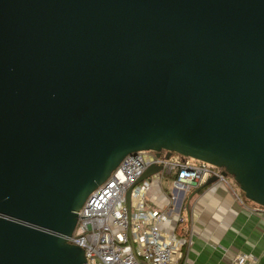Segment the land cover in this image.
<instances>
[{"label":"water","instance_id":"1","mask_svg":"<svg viewBox=\"0 0 264 264\" xmlns=\"http://www.w3.org/2000/svg\"><path fill=\"white\" fill-rule=\"evenodd\" d=\"M139 150L264 207V0H0V264H85L77 212Z\"/></svg>","mask_w":264,"mask_h":264},{"label":"built area","instance_id":"2","mask_svg":"<svg viewBox=\"0 0 264 264\" xmlns=\"http://www.w3.org/2000/svg\"><path fill=\"white\" fill-rule=\"evenodd\" d=\"M172 154L166 157L164 150L159 155L150 150L128 154L87 196L68 237L69 243L83 248L85 264H190L184 250L191 246L192 234H178L175 225L171 232L162 227L172 221L177 225L182 218L149 207L151 185L155 181L160 184L166 176L182 191L199 186L212 176L217 177L213 183H232L227 175H222L221 167L178 154L172 157ZM151 165L160 170L136 183ZM245 200L249 201L245 197L240 199L243 205ZM253 260L249 253H238L231 264H251Z\"/></svg>","mask_w":264,"mask_h":264},{"label":"crops","instance_id":"3","mask_svg":"<svg viewBox=\"0 0 264 264\" xmlns=\"http://www.w3.org/2000/svg\"><path fill=\"white\" fill-rule=\"evenodd\" d=\"M161 183L151 185L149 207L182 218L162 227L171 232L175 225L178 234H192L191 246L184 250L190 264H231L238 253L252 255L251 264H264V207L246 200L243 205L242 193L232 184L204 182L182 191L171 181L168 191Z\"/></svg>","mask_w":264,"mask_h":264},{"label":"rangeland","instance_id":"4","mask_svg":"<svg viewBox=\"0 0 264 264\" xmlns=\"http://www.w3.org/2000/svg\"><path fill=\"white\" fill-rule=\"evenodd\" d=\"M176 156H177L176 153L172 154V157H176ZM166 177H164V179L162 180L161 186H162L163 189H166V190L170 191L171 188H172V185H171L172 183H171V180L169 178H167V180H166ZM227 179L230 181V183H232V185H234L235 188H237L239 190L238 184L236 182H234L233 178L230 175H227ZM240 193H242V195L244 197L243 192L240 191ZM146 207L149 208L148 206H146Z\"/></svg>","mask_w":264,"mask_h":264}]
</instances>
